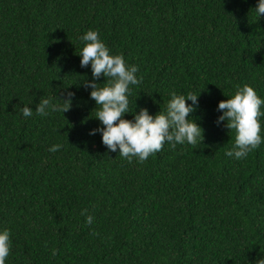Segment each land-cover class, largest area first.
Returning a JSON list of instances; mask_svg holds the SVG:
<instances>
[{"label": "trees", "instance_id": "16d2710c", "mask_svg": "<svg viewBox=\"0 0 264 264\" xmlns=\"http://www.w3.org/2000/svg\"><path fill=\"white\" fill-rule=\"evenodd\" d=\"M258 0H0V231L6 264H255L264 259V143L225 155L218 104L248 84L264 99ZM98 31L139 69L128 114L198 96L203 143L128 163L102 144L81 37ZM105 82L104 78L95 81ZM102 86V85H101ZM68 112L36 113L41 98ZM189 105L191 101H187ZM32 109L24 117L21 108ZM264 111V106H262ZM264 137V116L260 118ZM55 144L63 147L53 153ZM93 216L91 225L83 209ZM98 233V235H93ZM47 245V247H45ZM56 250V255L52 251Z\"/></svg>", "mask_w": 264, "mask_h": 264}, {"label": "clouds", "instance_id": "9594fccd", "mask_svg": "<svg viewBox=\"0 0 264 264\" xmlns=\"http://www.w3.org/2000/svg\"><path fill=\"white\" fill-rule=\"evenodd\" d=\"M255 11L259 17L264 16V0H258ZM81 39L83 47L78 55L81 58L80 67L87 68L90 65L93 78L92 82L86 80L84 87L92 89L90 98L97 106L95 119L102 125L89 135L100 133L103 146L110 152H117L119 149V156L128 163H132L134 159L144 163L149 156L161 151L165 143L172 149L178 144L187 143L195 148L198 143H203V129L189 118L196 110L193 105L198 106L197 95L189 92L185 96L172 92L165 110L150 115L146 108H141L134 119H125L128 114L130 86L142 83V77L138 79L136 76L139 69L135 65L129 66L122 54H111L100 39L98 31L88 30ZM101 77L105 82L96 83ZM65 95L62 104L53 103L51 98H41L36 106V113L48 116L51 112H68L75 93L66 92ZM187 101L192 104L189 105ZM262 106L264 99L248 84L237 86L231 98L219 102L217 111L223 114L218 117L217 125L224 123L229 132L235 133L234 147L225 153L226 156L244 159L264 143L260 123V118L264 116ZM21 112L24 117L32 115L29 107L21 108ZM62 147L63 145L55 144L49 151L55 153ZM80 214L86 216L87 224H92L93 216L88 215L87 208ZM10 252V231L5 229L0 231V264H6ZM52 255H56V250L52 251ZM255 264H264V259L256 260Z\"/></svg>", "mask_w": 264, "mask_h": 264}]
</instances>
